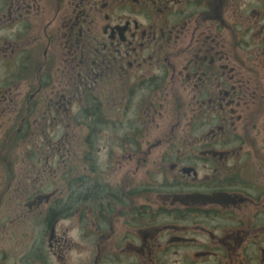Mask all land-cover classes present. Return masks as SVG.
<instances>
[{
    "label": "flooded vegetation",
    "instance_id": "obj_1",
    "mask_svg": "<svg viewBox=\"0 0 264 264\" xmlns=\"http://www.w3.org/2000/svg\"><path fill=\"white\" fill-rule=\"evenodd\" d=\"M0 264H264V0H0Z\"/></svg>",
    "mask_w": 264,
    "mask_h": 264
},
{
    "label": "rangeland",
    "instance_id": "obj_2",
    "mask_svg": "<svg viewBox=\"0 0 264 264\" xmlns=\"http://www.w3.org/2000/svg\"><path fill=\"white\" fill-rule=\"evenodd\" d=\"M81 259H82V257L78 258V257L75 255V261H77V260H78V261L80 262V261H81Z\"/></svg>",
    "mask_w": 264,
    "mask_h": 264
}]
</instances>
